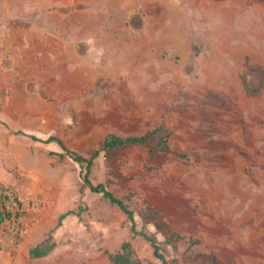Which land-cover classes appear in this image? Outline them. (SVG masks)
I'll list each match as a JSON object with an SVG mask.
<instances>
[{
  "label": "rangeland",
  "instance_id": "rangeland-1",
  "mask_svg": "<svg viewBox=\"0 0 264 264\" xmlns=\"http://www.w3.org/2000/svg\"><path fill=\"white\" fill-rule=\"evenodd\" d=\"M24 20L69 35L92 63L54 134L69 150L165 131L163 147L153 136L93 167L139 229L179 264H264V0H0V30ZM51 158L38 192L12 189L30 210L28 233L75 214L46 236L55 229L49 258L12 248L2 264H114L132 239L128 216L89 187L82 194L80 163ZM132 242L147 264H163L143 236Z\"/></svg>",
  "mask_w": 264,
  "mask_h": 264
},
{
  "label": "crops",
  "instance_id": "crops-1",
  "mask_svg": "<svg viewBox=\"0 0 264 264\" xmlns=\"http://www.w3.org/2000/svg\"><path fill=\"white\" fill-rule=\"evenodd\" d=\"M19 22L0 30V200L4 188L34 194L39 191L34 183L54 174L50 151H58V145L34 141L19 131L44 140L56 134L58 121L68 117L63 107L67 109L70 98L84 93L93 79L92 63L80 52L79 42L29 21ZM55 226L36 225L14 244L11 254L30 251L38 245L37 237L46 240ZM7 237L0 226V264L12 249L3 246Z\"/></svg>",
  "mask_w": 264,
  "mask_h": 264
},
{
  "label": "trees",
  "instance_id": "trees-1",
  "mask_svg": "<svg viewBox=\"0 0 264 264\" xmlns=\"http://www.w3.org/2000/svg\"><path fill=\"white\" fill-rule=\"evenodd\" d=\"M19 133L28 135L34 141L43 142L47 144L49 143L57 144L59 150L50 151V154L52 156L65 157L68 155L74 161L80 163L82 168V173L84 175V186L82 188V194L84 192V188L89 187L92 192L96 194H101L103 198L109 200L112 204L120 207L128 216V219L131 222L132 239L137 236H143L151 244L154 250V256L160 259L163 262V264H179L177 259L171 260L169 258L166 251H164L161 242L159 241L158 237L155 234H149L139 229V225L136 220L135 211L130 208V206L125 202L124 199L118 197L115 194V192L109 188V186L106 183L101 181H95L93 179V172H94L93 167L95 165L96 159L101 155L102 152H107L112 149L124 148L136 144H148L150 138L153 136L159 137L160 145L161 147H163L166 144V139H165V131L162 128H156L154 131L143 135H133L128 137L111 134L105 138L103 143V148L101 150H98L94 153H90L89 155L79 154L69 150L65 142L61 138L55 135H52L48 139L44 140L37 137L36 135H32V134L29 135L22 131H19ZM8 190L9 189H6L3 192L0 200V204L2 205V208L0 209V226H3L6 223V221L11 219L13 214L12 210L9 208L7 204L9 198ZM18 202L19 205L23 207V204L20 201ZM70 214H75V211L70 210L62 213L56 228L61 227L63 225L64 220ZM18 225L19 228H22L21 223H19ZM54 231L55 229L51 232L49 238H47L46 240L42 241L41 243L30 249L29 252L32 258H36V259L44 258V257H50L52 255L56 247V243L52 242V234ZM23 239L24 238L17 237L16 244L21 243ZM132 239L124 242L119 252L111 254V258L114 264H147L146 260L142 259L138 254L137 250L133 245Z\"/></svg>",
  "mask_w": 264,
  "mask_h": 264
},
{
  "label": "built area",
  "instance_id": "built-area-1",
  "mask_svg": "<svg viewBox=\"0 0 264 264\" xmlns=\"http://www.w3.org/2000/svg\"><path fill=\"white\" fill-rule=\"evenodd\" d=\"M8 197L7 204L13 214L11 219L6 221L3 225V232L5 235L12 236L16 243L17 237H26V234L29 231V217H31V215L29 214L30 210H28L24 205L23 207L19 205V200L16 198L15 191L9 189ZM19 223L22 224V228H19Z\"/></svg>",
  "mask_w": 264,
  "mask_h": 264
},
{
  "label": "water",
  "instance_id": "water-1",
  "mask_svg": "<svg viewBox=\"0 0 264 264\" xmlns=\"http://www.w3.org/2000/svg\"><path fill=\"white\" fill-rule=\"evenodd\" d=\"M14 244H15V239L12 236H8L7 239L3 243V246L9 250L10 248L14 246Z\"/></svg>",
  "mask_w": 264,
  "mask_h": 264
}]
</instances>
